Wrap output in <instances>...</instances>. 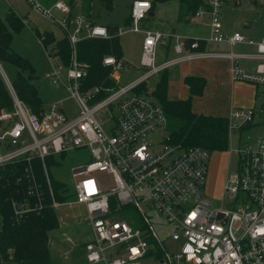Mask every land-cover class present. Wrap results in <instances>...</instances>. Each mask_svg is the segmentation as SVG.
Wrapping results in <instances>:
<instances>
[{
  "label": "built area",
  "instance_id": "1",
  "mask_svg": "<svg viewBox=\"0 0 264 264\" xmlns=\"http://www.w3.org/2000/svg\"><path fill=\"white\" fill-rule=\"evenodd\" d=\"M25 1L58 23L73 46L69 65L58 58L47 76L53 84H65L75 109L67 111L59 101L33 111L18 97L0 62L13 98L12 109L0 110V181L8 187L16 179L15 194L9 197L13 219L40 213L48 204L53 208L84 204L92 225L93 236L84 245L91 263L264 264V139L242 137L243 127L254 121L255 110L233 108L228 115L227 152L229 157L235 155L236 164L215 203L216 195L206 191L211 151L172 142L163 106L149 92L138 90L142 82L165 69L205 58H226L232 63V79L264 84V36L254 39L239 30H224L221 12L229 0H206L207 6L196 12L195 18L207 16V37L143 28L151 0H132V24L127 30L144 33L143 72L126 84L83 91L88 65L78 60L75 46L85 38L110 37L107 25L72 14L71 5L63 0ZM127 30L119 28L118 33ZM203 43H227L231 48L207 49L201 47ZM237 44L252 45L255 51H235ZM171 47L174 55L159 59L161 51L168 54ZM241 59L259 63L248 70ZM103 61L113 70L127 66L114 55ZM152 134L158 135L149 137ZM78 148H89L92 160L73 168V190L65 184L56 191L50 167ZM36 160L44 170V182L38 178ZM20 163H24L21 173ZM143 202L161 213L173 229L172 238L182 241L177 251L165 248ZM125 207L138 212L141 225L120 215ZM0 264L14 263L0 253Z\"/></svg>",
  "mask_w": 264,
  "mask_h": 264
},
{
  "label": "trees",
  "instance_id": "2",
  "mask_svg": "<svg viewBox=\"0 0 264 264\" xmlns=\"http://www.w3.org/2000/svg\"><path fill=\"white\" fill-rule=\"evenodd\" d=\"M54 1L56 0H43L45 4H52ZM70 1L73 2L74 0ZM95 1L107 10H112L115 2V0H81L82 16L89 21ZM168 1L170 0H151V11L155 10L159 3ZM178 2V20L181 22L194 21L196 12L201 7L207 6L206 0H178ZM149 15L145 21L153 19ZM131 24L132 17L129 12L125 19V25L130 26ZM23 27L22 18L13 11L0 16V62L6 61L18 68L16 78L11 81L12 85L20 99L26 102L33 111H39L44 107V100L40 97L38 85L35 83L36 69L28 57L14 50L12 46L14 33L20 32ZM107 27L111 34L110 37L85 38L77 42L75 46L78 60L88 65L87 75L82 79L83 91L97 85H120L112 76V66L104 64L103 61L104 57L108 55H114L118 59L123 58L120 34L118 33L120 26L109 23ZM37 35L46 50L49 47L52 48L50 55L57 56L62 65H69L73 46L66 35L57 39L52 32L47 30L44 32L37 31ZM166 70L161 71L159 81L149 93L158 100L167 114V127L171 133V141L185 147L202 146L211 152L227 151L229 146L228 116L196 113L192 109V97L203 93L205 78L194 75L186 76L184 81L189 86V97L169 99ZM139 86V91L148 92L146 82H142ZM2 108L12 109L13 98L0 72V110ZM251 125L252 123L243 129L251 127ZM23 165L24 163L19 164V173H21ZM35 166L39 180L44 182V170L39 160L35 161ZM15 180L8 187H3V182L0 181V253L5 260L14 264H52L49 231L58 226L57 213L48 204L40 213H28L22 220H14L9 197L12 193L15 194ZM53 186L57 191L62 183L54 180Z\"/></svg>",
  "mask_w": 264,
  "mask_h": 264
},
{
  "label": "rangeland",
  "instance_id": "3",
  "mask_svg": "<svg viewBox=\"0 0 264 264\" xmlns=\"http://www.w3.org/2000/svg\"><path fill=\"white\" fill-rule=\"evenodd\" d=\"M63 1L71 4L72 14L82 15L83 12L80 8L81 0H74L73 2L70 0ZM177 1L178 0H170L164 5V12L167 16H176V13L178 12ZM241 1L242 0H240V2ZM252 1L258 2L264 0ZM131 2L132 0H115L113 9L107 10L97 1H95L90 20L102 24H118L120 28L127 30L128 26L125 25V19L130 12ZM243 2L242 4H244ZM27 6L28 4H24V9L29 7ZM256 6H259V4H256ZM4 8L5 6L1 4L0 16H4ZM245 10L246 12H244V14L241 12L235 13L236 11L234 12L232 11L231 7H228L226 11L222 12L223 18L226 20L228 19L231 24L235 20L239 23L249 20L253 23V25L259 26V29H261V31L264 33V17L258 15V12H261L262 15H264V9L257 7L258 12L255 13L251 11L249 7H245ZM27 18L28 21L25 22L21 31L14 33L12 41L14 50L21 53L23 56L28 57L33 63L37 75L35 83L38 85L39 95L44 100V104L50 105L59 99L64 98V107L70 110L74 109V100L70 98V92L66 88L65 84L61 82L59 86H54L50 78L46 76V73L52 71V65L57 62V56L50 55L52 48L49 47L47 51L42 45V42L35 31L36 29H40L41 31L47 29L48 31L52 32L57 39H59L66 35L65 30L49 17L38 13L30 7L28 9ZM147 25L148 27H156L158 24H155L154 20L152 19ZM72 28H74V25ZM143 38L144 33L138 31L127 30L120 34L123 58L129 63L141 65L140 57L142 52ZM1 64L8 78L10 80H14L17 76L18 68L6 61H1ZM136 68L126 70H136L131 73V77H129V79L135 77L138 74V69ZM154 83L155 78H151V86L147 87L154 88ZM179 87L180 86H168V97L173 98L185 95V91ZM149 90L151 89L149 88ZM260 103L261 102H259V104ZM98 117L101 118L100 115H98ZM157 135L158 134H152L149 137H155ZM231 142L235 143V138L232 139ZM210 155V168L213 169V174L208 180L206 191L211 197L216 195V199L213 198L212 200L217 203L223 182H215L216 171L218 172V168H220L222 173L225 171L227 174L231 173L235 168L236 157L234 154L229 157V153L226 151H213ZM91 160L92 155L89 148L72 149L67 151L63 157H60L59 163L52 165L50 167V171L57 180L65 182L70 187V190H73V168L85 165ZM142 205L146 214L150 216L154 229L162 239L165 248L170 252L177 251L180 248L182 241L174 240L172 238V227L164 222V218L161 213H158L155 209L150 208L145 202H143ZM134 215L137 216L138 213L134 212ZM57 216L58 226L49 231V247L52 264H104L88 262L85 257V249L83 246L92 238L91 222L85 205L75 204L71 206H61L57 209Z\"/></svg>",
  "mask_w": 264,
  "mask_h": 264
},
{
  "label": "crops",
  "instance_id": "4",
  "mask_svg": "<svg viewBox=\"0 0 264 264\" xmlns=\"http://www.w3.org/2000/svg\"><path fill=\"white\" fill-rule=\"evenodd\" d=\"M242 2L245 5L242 4ZM166 3L167 2L159 3L156 6L155 10L152 11L153 13L150 14L153 17L154 23L158 24L156 27L154 26L151 28L186 34L190 37H207L209 35V26L207 24V16L198 17L194 21H190V22H181L178 20L179 2L177 4L178 12L176 13V16H172V15L167 16L165 14L164 5ZM1 4L5 6V8L3 9V12L7 13L9 11H13L16 13V15L22 18L24 24L26 21H28L27 15H28V9L30 6L28 5L29 7L27 6L28 8L24 9V4L27 5V2L25 0H2L0 1V5ZM256 4H259V6H256ZM263 4H264V1L253 2L252 0H247V1L242 0L240 3L237 4L234 1L229 0L224 3L222 7V12L226 11L228 7H231L232 11L234 12L236 11L235 13L241 12L242 14H244V12H246L245 7H249L250 10L255 13V12H258L257 7L264 9ZM258 15L264 17V15H262L261 12H258ZM150 21L144 20L143 25H142L143 28L148 27L147 24H149ZM222 22H223V28L226 32L230 33L235 30H239L243 32L244 34H246L247 36L252 37L254 39H259L264 36V33L261 31V29H259L260 27L257 25H253V23L249 20L243 21L240 23L235 20L231 24L228 19L226 20L223 18V14H222ZM107 24H104V25H107ZM46 30L41 31L40 29H36L35 31L37 34V31L44 32ZM201 47L207 48V49H214V50H229L231 48L227 43H220V44L203 43ZM232 49L238 52H254L255 51V47L249 44H237ZM172 55H174V51L172 50V47H171L170 52L168 54L165 53L164 51H161L159 55V59H162L163 57H166V56H172ZM122 59L127 64V66L123 67L120 70H113L112 72V76L118 81L120 85L126 84L127 82L138 77L143 72V68L141 67L140 64L135 65L133 63H129L124 58ZM140 61H141V57H140ZM56 63H58V57H57V62H55L54 64ZM258 63H259V60H256V59H241L240 60V64L242 65V67L248 70H255ZM231 64H232L231 61L226 58H205V59H198L194 61L183 62V63L177 64V65H174L168 68L166 70L167 77H168V86H180L182 90L185 91V95H182L181 97H173V98L168 97V98L169 99H185L189 97V94H190L189 86L184 81L185 77L191 76V75L202 76L205 78L204 90L201 95H194L192 97L193 111L196 113H202V114H207V115L227 117L233 108L254 109L255 110L254 121L252 122L251 127H248V128L246 127V129H243L242 137L244 138L245 135L251 134L254 138L260 137L264 139V84H255V83H251V82H247L243 80L232 79ZM53 65H52V69H53ZM132 68L138 69L137 70L138 74L135 77L129 79V77H131V73L136 70H131V71H126V70L132 69ZM48 73H46V76ZM161 73L162 72L155 74L151 77V78H155L154 86H156L157 82L159 81L161 77ZM47 77L50 78L49 76ZM150 79L145 81L147 86H151ZM59 85L60 84L58 85L54 84V86H59ZM149 88L153 90L155 87L154 88L148 87V92H151ZM59 101L64 107L65 99L64 98L59 99L56 102H59ZM259 102L261 103L259 104ZM45 106H49V105L44 104V107ZM64 108L67 111H72L66 107ZM212 174H213V169L210 168V165H209L207 184H208V180L212 177ZM226 175H227L226 171L222 173L221 169L218 168V172L216 171L215 182L218 181V182L224 183L226 179ZM53 178L54 180L62 183V186H65L66 184L65 182L57 180L54 176ZM57 198L61 200L62 196H60V194L57 193ZM76 205H79V204H76ZM58 208H54L56 213H57ZM134 212H136V210H134L133 208L125 207L120 210V215L125 218L134 219L135 224L141 225L142 220H141L140 215L138 214L137 216H135ZM89 219H90V216H89ZM92 236L93 234L91 235V237Z\"/></svg>",
  "mask_w": 264,
  "mask_h": 264
},
{
  "label": "water",
  "instance_id": "5",
  "mask_svg": "<svg viewBox=\"0 0 264 264\" xmlns=\"http://www.w3.org/2000/svg\"><path fill=\"white\" fill-rule=\"evenodd\" d=\"M153 12L151 11L150 14H152Z\"/></svg>",
  "mask_w": 264,
  "mask_h": 264
},
{
  "label": "bare ground",
  "instance_id": "6",
  "mask_svg": "<svg viewBox=\"0 0 264 264\" xmlns=\"http://www.w3.org/2000/svg\"><path fill=\"white\" fill-rule=\"evenodd\" d=\"M152 10V9H151ZM150 16V15H149ZM224 149V148H223Z\"/></svg>",
  "mask_w": 264,
  "mask_h": 264
}]
</instances>
